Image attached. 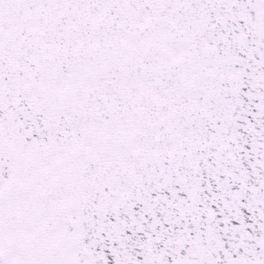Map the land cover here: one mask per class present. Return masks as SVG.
I'll list each match as a JSON object with an SVG mask.
<instances>
[{
    "label": "snow or ice",
    "instance_id": "obj_1",
    "mask_svg": "<svg viewBox=\"0 0 264 264\" xmlns=\"http://www.w3.org/2000/svg\"><path fill=\"white\" fill-rule=\"evenodd\" d=\"M0 264H264V0H0Z\"/></svg>",
    "mask_w": 264,
    "mask_h": 264
}]
</instances>
